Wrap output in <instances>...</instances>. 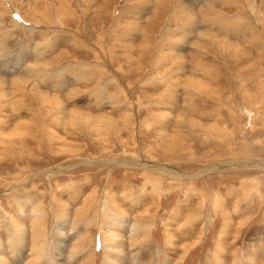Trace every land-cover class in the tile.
<instances>
[{"label":"rangeland","instance_id":"1","mask_svg":"<svg viewBox=\"0 0 264 264\" xmlns=\"http://www.w3.org/2000/svg\"><path fill=\"white\" fill-rule=\"evenodd\" d=\"M3 14L0 264H264V0Z\"/></svg>","mask_w":264,"mask_h":264},{"label":"bare ground","instance_id":"2","mask_svg":"<svg viewBox=\"0 0 264 264\" xmlns=\"http://www.w3.org/2000/svg\"><path fill=\"white\" fill-rule=\"evenodd\" d=\"M160 172H162V173H169V174H172V175H179V176H181V177H185V176H183L182 174H178L176 171H173V170H168L167 168H165V167H161L160 169ZM65 246V245H64Z\"/></svg>","mask_w":264,"mask_h":264},{"label":"crops","instance_id":"3","mask_svg":"<svg viewBox=\"0 0 264 264\" xmlns=\"http://www.w3.org/2000/svg\"><path fill=\"white\" fill-rule=\"evenodd\" d=\"M2 16H4V14L3 15H0V27H1V23L5 24V21H3V19H1ZM4 32H5V30H4ZM66 241L67 240H64V238L62 237V243H61V245H65Z\"/></svg>","mask_w":264,"mask_h":264}]
</instances>
